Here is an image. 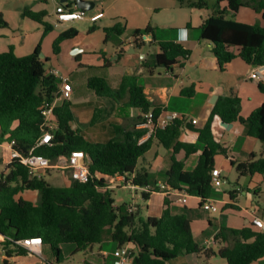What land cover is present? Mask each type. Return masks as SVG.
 Listing matches in <instances>:
<instances>
[{
	"label": "trees",
	"instance_id": "1",
	"mask_svg": "<svg viewBox=\"0 0 264 264\" xmlns=\"http://www.w3.org/2000/svg\"><path fill=\"white\" fill-rule=\"evenodd\" d=\"M175 1L199 10L207 7L205 0ZM243 7L261 14L264 20V0H218L214 13L200 26L201 39L214 45L213 52L221 70L237 57L249 65L264 66V26L237 21L235 15ZM23 16L44 26V35L53 30L52 25L44 22L48 16L45 11L35 12L27 7ZM6 26L7 22L0 15V28ZM103 30L107 42L114 34L123 35L126 23L117 20ZM153 31L150 25L144 31L136 30L133 35L135 45L145 46L143 34ZM77 34L78 30L73 27L62 32L54 42V54L59 55L61 43ZM159 47V53L143 61L149 73L154 67L171 70L179 59L186 60L191 54L190 50L175 42H160ZM41 52L39 43L27 56H18L13 45L0 53V143L15 141L16 148L23 153L30 151L40 138L41 110L59 88L58 77L45 70ZM105 66H111L106 59ZM87 86L96 95L143 115L151 111L156 116L161 113L160 107L147 98L136 75H125L116 89L103 76L89 78ZM260 88L264 92V85L261 84ZM240 112L241 100L238 97L218 99L205 127L195 130L198 140L204 144L196 168L187 171L184 163L172 156V166L166 172V183L171 189L184 190L202 202L211 198L215 158L226 155V150L213 133L216 118L228 125L237 121L247 125L248 134L264 146V103L245 119ZM55 116L53 141L50 145L36 148L35 153L56 159L75 150L83 151L90 158L92 178L87 183L71 181L66 186H55L45 178L30 177L21 161L12 162L8 166L9 174H0V235L5 237L0 245L7 259L26 254V250L13 241L41 237L43 244L51 248L57 262H60L63 244H74L75 252L86 250L102 243V232L106 228L112 229V240L117 248L128 243L133 246V264H169L179 256L203 251V247L194 240L191 219L185 213H173L168 196L160 217L144 218L137 212H122L121 207L115 205L113 189L107 187V179L119 174L134 176V183L142 187L150 184L149 173L138 172L137 166L155 141L167 149L174 148V153L180 148L187 154L195 153L194 145L179 142L180 130L186 124L184 120H175L166 128H156L143 143H139L142 132L122 126H115V135L108 142L92 143L73 126L75 117L70 100L55 109ZM99 116L100 110H95L91 125L97 123ZM231 163L241 176L258 174L264 177V157L256 159L252 155L246 162ZM26 190L39 193L38 204L17 198ZM151 194L142 192V198L148 200ZM231 196L234 197L232 193ZM226 209L238 210V207L229 204ZM214 241L220 244L218 255L227 264H253L264 258V233L253 222L238 229L222 226ZM7 259L4 260L6 264Z\"/></svg>",
	"mask_w": 264,
	"mask_h": 264
},
{
	"label": "rangeland",
	"instance_id": "2",
	"mask_svg": "<svg viewBox=\"0 0 264 264\" xmlns=\"http://www.w3.org/2000/svg\"><path fill=\"white\" fill-rule=\"evenodd\" d=\"M74 1L75 0H68L63 3L62 0H0V15H2L7 22L6 27L0 28V53L6 51L8 46L14 45L16 47L15 53L18 56H27L34 51L37 43H41V53L44 55L45 70L49 71L54 68L58 74L69 78V82L73 89L70 99L71 110L75 117L73 126L78 128L80 134L89 142H108L112 138L113 129L116 124H119L117 120H114V118L116 119V112L109 107V103H112L113 100L96 95V93L87 86V81L93 76L108 77L111 82L110 84H112V88L116 89L118 78L126 69L124 64L117 66L112 56L110 60L114 66H105L102 57L104 51L113 55L118 46L128 42L133 36L134 28L138 24L146 26L150 24V22H159V24L163 25L157 27V30L163 34L170 33V30L164 26L165 19L170 13H173L177 21L182 22L183 19L188 18V20L193 21L195 26H199L202 19L214 13L217 8L218 0H205L207 7L203 10L181 5L175 0H142V2L146 4V7L149 8L147 13L144 14V20L142 18V21L139 20L140 16L138 13H126L127 15H125V17L116 18V16H118L117 14H120V11L114 9L95 22L91 21L90 17L94 14L96 15L103 12L102 10L105 9V4H108L111 0H88L95 3V8L91 11H87V19L60 24L56 27L55 13L57 6ZM155 2H159L163 6L161 14H156L154 9L151 8ZM26 7H30L31 10L35 12L46 11L48 16L44 18V22L52 25L53 30L44 35V26L23 16V10ZM172 7L174 9H172ZM117 20H122L126 23V32L123 35L114 34L110 36L106 42V34L103 28L111 26ZM72 27L78 30L77 36L62 42L60 45V54L55 55L54 42L56 38L60 33ZM94 27L95 29H92ZM144 28L145 27H143V29ZM78 50H83L81 55L77 54ZM158 51L159 45L153 44L150 52L155 53ZM125 55L126 57H133L135 59L138 57L137 55L128 53ZM144 82L145 80L143 79L142 84ZM95 110H100V116L97 123L91 125L90 122L94 117ZM121 110L124 111L122 112L123 115L128 116L126 110H123V108H121ZM244 127H247V125ZM156 154L160 156L169 155L168 163L171 164L170 156L172 152L159 142L145 154L144 158L149 164L151 163L154 165ZM218 159H221V157H218ZM7 160L8 155L0 152V174H9L10 169L7 166ZM146 170L149 172V182L151 185L155 184V180H162L164 182L167 179L165 172H161L159 168L147 167ZM44 178L55 186H66L70 182L65 172L57 170H50ZM223 179L224 183L222 186H214L213 197L211 199L202 202L201 206H199V204L188 206V215L191 219L195 242L201 247H208L206 243H204L205 240L208 239L209 247L217 254L220 246L214 242L212 235L222 226L238 229L249 225V217L246 211L248 201L250 204H254V207L258 208L257 213L264 220V185L261 191H258V189L250 191L249 196L240 195L236 200L240 209L234 211L226 209L220 199L227 195V192L230 190L247 186L249 180L247 177L241 176L236 170V167L230 166L229 162L223 171ZM20 197L34 204H38L40 201V195L37 191L26 190L17 196V198ZM112 197L115 200V204L121 207L122 212H126L128 206L133 205L136 207V210L139 209L143 216L146 217V204L141 193L134 194L130 189L117 188L112 192ZM213 207H216L218 211L214 212L212 210ZM182 208L184 210L183 205ZM102 237V243L93 246L95 256L92 255L89 248L80 252H75L76 246L74 244H63L61 247L62 254L60 262H57L51 248H49V254L45 253L43 258L57 264H83V260L92 261L96 257H101V259H103V254L101 253V250H103L107 252V255L104 256L105 263L102 264H118V259L114 256L117 244L112 240V229H104ZM203 251L200 264L227 263L226 260L219 255H211L208 257ZM5 258L4 250L0 245V264H6L4 262ZM183 259L182 256H179L169 263L180 264ZM32 260L40 261L42 258L33 255ZM9 264L15 263L11 261Z\"/></svg>",
	"mask_w": 264,
	"mask_h": 264
},
{
	"label": "crops",
	"instance_id": "3",
	"mask_svg": "<svg viewBox=\"0 0 264 264\" xmlns=\"http://www.w3.org/2000/svg\"><path fill=\"white\" fill-rule=\"evenodd\" d=\"M67 1L68 0H62L63 3ZM62 5H64L65 7L72 6V8H75L77 6V0ZM151 8L154 9V12L156 14H161L163 10V6L159 2L153 3ZM114 9L120 11V14H117L118 16H116V18L125 17V15H127L126 13H138L140 16L139 20L142 21V18L144 20V14L147 13L149 8L146 7V4L142 2V0H111V2L105 4V9L102 10L103 12H101V17ZM172 9L174 8L172 7ZM96 16L97 14L92 15L90 17V20L94 22L97 21L94 19ZM204 19H202L201 24ZM235 19L246 24H260L264 26V20L262 19L261 14H258L251 8L247 7L241 8L235 15ZM201 24L199 26H195L193 21L188 20V18L183 19L182 22L177 21V19H175V17L173 16V13H170V15H167L164 24V26L170 30V33L163 34L159 32L157 30V27H161L160 25H163L159 24V22H150V24H145L146 26L138 24L134 28V33L136 30L144 31L148 25H150L154 29V31L149 34H143L142 38L147 43L145 46H136L134 43V38L132 36L128 40V42H125L123 45L118 46L113 55H110L105 51L102 55L104 63L106 59L111 63V67L114 66V64L110 60L111 56L114 57L117 66L124 64L126 71L119 76L117 82L118 84L116 86L117 88L120 86L122 78L125 75L138 76L139 83L141 86H143L147 98L155 106L160 107L161 114L175 112L179 114V120L185 121L186 124L181 128L179 133V142L194 145L197 149L195 153L191 154H187V152L183 148H180L176 153H174V148L168 149L172 152L170 156L171 164L168 163L169 155L160 156L159 154H156L154 165L151 163L149 164V162L143 157L138 163V172L149 173L146 170L147 167H156L159 168L161 172H165L166 174V172L172 166L173 155L178 161L184 163L185 170H194L204 149V144H202L198 140V134L195 130L203 129L205 127L212 114L214 106L220 97H238L241 100L240 115L244 119L249 117V115L255 109H257L264 103V92L260 88V85L264 84L261 83L260 76L257 75V72H260V74L264 75V66H252L244 62L240 57H237L232 62L228 63L225 66L224 70H221L218 64V60L213 52L214 45L209 41L201 39ZM143 27L145 28L143 29ZM160 42L179 43L184 48L190 50L191 54L186 60L179 59L177 64H175L171 70H167L164 67H154L152 68V72L149 73L148 70L143 66V61L144 59L150 58L152 55L160 52V47L158 52H150L151 46L153 44L159 45ZM38 44L39 43H37L36 46ZM14 48L16 52V47L14 46ZM234 51L237 53L236 50ZM82 52L83 50H78L77 54L81 55ZM126 53L137 55L138 57L136 59L133 57H126ZM53 70L54 68L52 70H49L48 72H51ZM106 79L109 81V83H111L108 77ZM143 79L145 80V82L142 84ZM110 85L112 86V84ZM191 89H193V91ZM184 90L186 92H184L183 94L182 92ZM113 102L109 103V107L114 112H116V119L114 118V120H117L119 122V124H116V126H122L125 129L131 131L136 130L138 132H142L143 135L140 138L139 143H143L151 135H153L154 130L144 124L146 118L143 114H141L140 111L128 109L125 108L122 104ZM121 108L128 112V116L122 114V112L124 111H122ZM194 120H196L197 122L193 123ZM244 126L245 125H243L240 121L232 123L231 126H225L223 125V122L220 120V118H216L215 120L213 133L218 142L226 150V155H218L215 158V169L221 171L222 178L223 171L226 168L228 162L230 163V166L234 167L231 162H246L251 159L252 155H255L256 159L264 157L263 144L256 138L249 135L248 128ZM114 134L115 129H113L112 137L114 136ZM157 142L158 141H155L153 143L152 148L156 145ZM218 157H221V159H218ZM245 177H247L249 180L248 185L245 186L246 188L243 186L239 187L238 189L230 190L227 192V195L223 196V198L220 199V201H222L225 205V208H227V205L233 204L238 207V209H240V206L236 201L240 195L249 196V192L253 189H258V191L262 190V186L264 185L263 176L256 174L254 176ZM162 182V180H155V184ZM166 182L167 179L163 183ZM70 183L71 180L67 185H69ZM138 193H141L142 195L141 191H136L134 194ZM231 193L234 197L231 196ZM166 196L167 195L162 191L153 192L148 200H144L147 209L146 217L143 216L139 209H137L135 212H137V215H141L144 218L160 217L165 209ZM212 197L213 193L211 195V198ZM167 201L170 204L171 211L175 214L185 213L188 215V206L197 204H199V206L202 205V200L199 197L190 196L184 190L169 195ZM182 205L184 207V210L182 208ZM246 211L247 216L249 217L250 224L251 222H253V219L255 217L263 220L257 213L258 208L254 207V204H250L249 201L248 206L246 207ZM218 232L219 230H217L212 235L213 239L215 237V234ZM4 239L5 237L0 235V242L4 241ZM204 243H206L208 247H203V252H205L208 257L211 255H218L212 250V248L209 247L208 239H206ZM215 243L220 246L219 243ZM49 248V246L43 244L41 249L42 260L40 261L32 260V256L35 254L28 253L27 251L25 255L14 256L8 259L5 256V259L8 260V264L11 261H14L15 264H57L43 258L45 253L49 254ZM89 249L91 250L92 255L95 256L93 252V246ZM101 253L103 254V259H101V257H96L92 261L83 260V264L105 263L104 256L107 255V252L101 250ZM201 254L202 252L198 254L194 253L182 255L184 259L180 264H200V261L202 260ZM254 263L264 264V258Z\"/></svg>",
	"mask_w": 264,
	"mask_h": 264
},
{
	"label": "built area",
	"instance_id": "4",
	"mask_svg": "<svg viewBox=\"0 0 264 264\" xmlns=\"http://www.w3.org/2000/svg\"><path fill=\"white\" fill-rule=\"evenodd\" d=\"M56 24H65L69 22L85 20L88 18L87 11L79 9L77 6L75 8H67L64 5H59L56 8ZM102 13H98L94 18L95 20L100 19ZM50 73L54 74L59 79V88L54 93V96L51 101H48L44 104L41 115L42 122L40 124L41 136L37 140L36 145L30 149L27 153L21 152L16 148L15 141L8 143H0V152H3L8 155L7 166L11 165L14 161H21L25 164L28 169L29 175L32 178H44V176L50 170H57L65 172L68 175L69 180L78 181L80 183H87L92 178L89 169L90 158L89 156L80 150H75L69 154H63L58 156L56 159H50L43 155L36 154L35 149L44 145H50L54 139L53 129L56 126V116L55 109L61 105L64 101L70 100L72 97V86L69 82L67 76L58 74L57 71L53 70ZM257 75L260 76L261 83L264 84V75L257 72ZM144 117L146 121L144 124L155 130L156 128H166L173 121L179 120V114L175 112L171 113H160L156 116L152 111L148 114H145ZM197 121L194 120L193 123ZM213 176V185L216 187L222 186L224 183L223 178L221 177V171L215 169L212 172ZM108 189H117V188H127L132 190L134 193L136 191L149 192L153 193L156 191H162L167 196L180 192L179 190L171 189L167 183H156L148 184L146 186H139L134 183V176H128L124 174H119L114 177L107 179ZM186 192V191H185ZM187 193V192H186ZM188 194V193H187ZM128 212L133 213L136 211V207L128 206ZM214 212L218 211L216 207H213ZM253 223L262 230L264 233V222L258 217L253 219ZM15 245L25 249L28 253L35 254L41 257L43 241L41 237L25 238L21 240L13 241ZM215 242V241H214ZM133 246L128 243L120 248H117L114 252V256L118 259V264H133Z\"/></svg>",
	"mask_w": 264,
	"mask_h": 264
},
{
	"label": "water",
	"instance_id": "5",
	"mask_svg": "<svg viewBox=\"0 0 264 264\" xmlns=\"http://www.w3.org/2000/svg\"><path fill=\"white\" fill-rule=\"evenodd\" d=\"M77 7L79 9H83L86 11H91L95 8V3L92 1H88V0H77ZM40 58H44V55L41 53L40 54ZM223 125L228 126V124L223 123ZM231 126V124L229 125Z\"/></svg>",
	"mask_w": 264,
	"mask_h": 264
}]
</instances>
